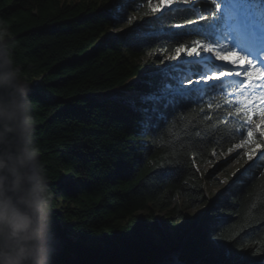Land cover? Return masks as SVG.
Here are the masks:
<instances>
[{
	"label": "trees",
	"instance_id": "16d2710c",
	"mask_svg": "<svg viewBox=\"0 0 264 264\" xmlns=\"http://www.w3.org/2000/svg\"><path fill=\"white\" fill-rule=\"evenodd\" d=\"M147 3L0 0V22L31 83L53 194V264H166L174 256L183 264H264V160L208 198L198 165L247 134L230 137L219 85L163 94L188 78L154 68L160 55H174L169 26L194 17L149 24L159 13L145 14ZM136 15L145 19L122 28ZM191 39L201 37L181 42ZM151 93L166 97L156 111L143 102Z\"/></svg>",
	"mask_w": 264,
	"mask_h": 264
},
{
	"label": "snow or ice",
	"instance_id": "6c2138e0",
	"mask_svg": "<svg viewBox=\"0 0 264 264\" xmlns=\"http://www.w3.org/2000/svg\"><path fill=\"white\" fill-rule=\"evenodd\" d=\"M132 2L142 3V0ZM146 7L149 11L145 14L159 13L153 21L146 22L149 24L170 17H194L185 19L183 24L169 26L167 38L177 44L173 49V58H180L178 64L187 59L196 69L201 65L210 66L207 72L201 73V79L214 75L216 80L209 87L215 89L219 85L221 92L227 89L224 104L217 103V108L225 110L223 123L229 127L230 137H236L238 133L241 139L247 134L264 140V135H261L264 129L254 127L251 115L264 117V0H158L156 3L148 0ZM119 19L121 17H114L116 21ZM189 25L192 27L189 28ZM193 36L201 39H191L188 44L181 42ZM228 53L238 58L231 60ZM241 60L245 61L244 65H239ZM216 61L224 63L217 65ZM253 70L260 73L259 80L249 76ZM188 91L181 89L178 93L168 92L167 95H183ZM165 98L161 93H151L143 97V102L152 104L151 111H156L155 106ZM261 160H264V151L260 152L256 162L245 169V173L254 169Z\"/></svg>",
	"mask_w": 264,
	"mask_h": 264
},
{
	"label": "clouds",
	"instance_id": "9594fccd",
	"mask_svg": "<svg viewBox=\"0 0 264 264\" xmlns=\"http://www.w3.org/2000/svg\"><path fill=\"white\" fill-rule=\"evenodd\" d=\"M30 93L0 22V264H53V194Z\"/></svg>",
	"mask_w": 264,
	"mask_h": 264
},
{
	"label": "rangeland",
	"instance_id": "374dc122",
	"mask_svg": "<svg viewBox=\"0 0 264 264\" xmlns=\"http://www.w3.org/2000/svg\"><path fill=\"white\" fill-rule=\"evenodd\" d=\"M117 1H129V0H117ZM154 3L158 2V0H153ZM175 2V0H174ZM144 16L136 15L134 19L130 18L124 21V26L122 28H126L131 25L133 20H143ZM117 30V28H113ZM110 29L111 31H114ZM183 56V54H181ZM229 55H235L232 53H228ZM161 56L160 63H157L154 68L158 69H182L188 75V78L180 79L178 84L174 87H165L163 89V94L167 95L168 92L178 93L181 89L188 90H196V89H204L205 87L212 84L213 81L216 80L214 75H209L205 77L203 80L201 79V73L207 72L208 67L204 66L203 71L196 73L195 68L187 62V59L181 61V63H177L179 57L173 58L172 56ZM217 65H219V61H216ZM242 64H245V61L241 60ZM252 72H255L253 70ZM250 72V73H252ZM249 73V74H250ZM225 83H228L226 81ZM180 95V94H175ZM254 127L256 129H264V117L257 116L253 120ZM264 135V132L261 133ZM264 151V140L260 139L259 136H248L246 135L245 139L241 142L235 144L233 148L225 153L223 156H216L214 161L207 165H198V169L200 173L204 176L205 180V189L207 191V195L209 199H212L214 195L219 194L221 191L227 189L230 184L236 179L240 173L249 165H252L259 158L260 152ZM251 157V159H249ZM202 207L197 209H191L187 212L188 215H192L194 213H200ZM174 221H176L174 219ZM169 232L176 237L178 228L176 226H170ZM155 238L158 237V233L156 231H152ZM181 264V263H180Z\"/></svg>",
	"mask_w": 264,
	"mask_h": 264
},
{
	"label": "bare ground",
	"instance_id": "6f19581e",
	"mask_svg": "<svg viewBox=\"0 0 264 264\" xmlns=\"http://www.w3.org/2000/svg\"><path fill=\"white\" fill-rule=\"evenodd\" d=\"M229 58H230L231 60H236L238 57H237L236 55H229ZM219 63H220V64H221V63H224V61H219ZM239 65H244V64H242L241 61H239ZM237 67H238V66H237ZM262 128H264V126H263ZM172 262L175 263V264H180V262L177 261V260H172Z\"/></svg>",
	"mask_w": 264,
	"mask_h": 264
},
{
	"label": "water",
	"instance_id": "95a60500",
	"mask_svg": "<svg viewBox=\"0 0 264 264\" xmlns=\"http://www.w3.org/2000/svg\"><path fill=\"white\" fill-rule=\"evenodd\" d=\"M172 260H177V261H179L181 264H183V263L178 259L177 256H174L173 259H171V260H166V261H164L163 263H166V264H175V263L172 262Z\"/></svg>",
	"mask_w": 264,
	"mask_h": 264
}]
</instances>
